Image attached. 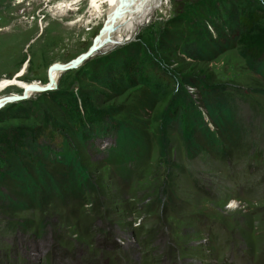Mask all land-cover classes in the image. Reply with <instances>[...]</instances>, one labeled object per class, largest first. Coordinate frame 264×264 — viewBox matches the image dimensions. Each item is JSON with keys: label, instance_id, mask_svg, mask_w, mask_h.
Segmentation results:
<instances>
[{"label": "rangeland", "instance_id": "374dc122", "mask_svg": "<svg viewBox=\"0 0 264 264\" xmlns=\"http://www.w3.org/2000/svg\"><path fill=\"white\" fill-rule=\"evenodd\" d=\"M73 1L0 0V80L26 65L20 80L45 82L91 46L107 4ZM165 1L55 89L0 107V264H264V77L237 45L204 48L264 0ZM210 105L232 124L187 140ZM128 129L139 141L119 162ZM68 151L89 178L75 197L15 177L39 183L40 163L66 183Z\"/></svg>", "mask_w": 264, "mask_h": 264}, {"label": "trees", "instance_id": "16d2710c", "mask_svg": "<svg viewBox=\"0 0 264 264\" xmlns=\"http://www.w3.org/2000/svg\"><path fill=\"white\" fill-rule=\"evenodd\" d=\"M262 18H264V12L259 11H253L251 14H248V12L239 13L235 21L225 17L223 26L225 33L217 36L218 40L216 42L209 38L204 45L205 50H209V48L220 50L229 47L231 44L237 45L241 56L247 60L252 70L264 77V22ZM208 115L211 119V125L200 114L192 120L189 128L194 130L188 133L187 140L192 137L191 135L197 129H200L199 133L207 138L206 140L211 143L217 142L219 141V135L225 134L226 129L232 124L233 116L225 106L210 105L208 107ZM135 136L130 129L118 130V145L117 148H113L111 151L113 152L112 156L118 158L119 162L128 157V153L132 150L131 148L138 144L139 138ZM59 156H62V163L69 169L66 183L60 184L57 178L49 173H46L45 177V172L41 170L42 165L40 163H37L35 168L39 183H36L35 180L32 181L33 177L23 167L15 170V177L19 181L27 183L29 191L32 192H36L39 185H46L48 183L46 179L51 182L54 192L62 193L60 186L65 184L66 187L68 186V192L73 193V197H75L81 189H87L90 186L87 183L88 174L70 151L59 154Z\"/></svg>", "mask_w": 264, "mask_h": 264}, {"label": "bare ground", "instance_id": "6f19581e", "mask_svg": "<svg viewBox=\"0 0 264 264\" xmlns=\"http://www.w3.org/2000/svg\"><path fill=\"white\" fill-rule=\"evenodd\" d=\"M77 1L79 0H74L70 5H73L74 3L76 4ZM122 1L123 0H89L90 7H93L96 12H99L101 3L107 4V15L103 25L113 26L112 28H104L103 36L98 41L101 49H110L114 44H116V42L120 43L121 41H125L131 38V35L133 34V32H135L134 30L136 26L141 23L143 18L145 19L149 15L150 8L154 7L155 5L157 6V4L161 5L166 3L165 0H127L124 3H122ZM120 4L123 5L120 13L117 14V10L120 7ZM69 9H73V7H69ZM87 50L82 52L81 54L87 52ZM70 62H68V64H70ZM64 64L66 63L57 61L53 63L49 68L54 78L53 88H56L58 85V81L63 74L61 66ZM25 68L26 65L21 70H19L13 78H4L0 80L1 105L6 101L7 97L16 98V96L21 95L25 88H30V86H47L48 79L45 82L41 80H32L28 82L20 80V77L25 73ZM10 86L20 88L22 92H11L9 94L1 95V93ZM34 93H36V91L30 89L28 92V97H31Z\"/></svg>", "mask_w": 264, "mask_h": 264}, {"label": "water", "instance_id": "95a60500", "mask_svg": "<svg viewBox=\"0 0 264 264\" xmlns=\"http://www.w3.org/2000/svg\"><path fill=\"white\" fill-rule=\"evenodd\" d=\"M127 0H123L122 3H124ZM123 4H120V7L117 10V14L120 13L121 8H122ZM116 14V15H117ZM105 27H110L112 28L113 26H105L103 25L102 28L100 29L99 33L96 35V37L94 38L91 46L89 47V49L87 50V52L73 58L72 62H70V64L66 63L64 65H62V71L63 73L69 70H73L76 68H79L80 66H82L85 62H87L90 59H93L98 52L101 50L100 44H99V39H101V37L103 36L104 33V28ZM54 85V78L52 75L51 70H48V82H47V86L45 87H37V86H30V88H25L23 93L21 95L16 96V98H11V97H7L6 101L1 105L0 103V107L4 106L6 103L9 102H14V101H20V100H26L28 97V92L30 89L36 91V93H40V92H47L50 90H53L55 88H53Z\"/></svg>", "mask_w": 264, "mask_h": 264}]
</instances>
